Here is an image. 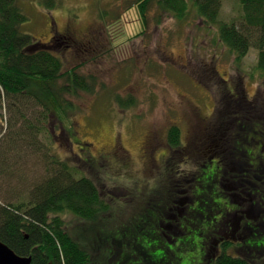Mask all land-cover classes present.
Listing matches in <instances>:
<instances>
[{
    "label": "rangeland",
    "instance_id": "rangeland-1",
    "mask_svg": "<svg viewBox=\"0 0 264 264\" xmlns=\"http://www.w3.org/2000/svg\"><path fill=\"white\" fill-rule=\"evenodd\" d=\"M43 1L19 0L28 18L23 32L58 45L64 71L78 69L92 91L66 95L73 108L67 113L70 121L61 123L50 117L38 133L25 128V123L38 125L36 118L41 109L30 102L25 104L22 109L26 108V119L19 118L14 124L17 115L2 94L0 204L28 201L36 185L55 175L58 166L51 161L61 158L78 168V177L90 178L110 206L104 215L107 226L99 230L97 223L68 218L73 233L94 234L91 243L100 250L96 249L99 264H103L101 259L117 256L122 229L129 231V236L140 231L141 225L151 233L143 235L142 244L161 253L157 246L161 238L150 229V224L153 229L156 224L148 218L160 214L156 205L164 207L177 184L185 193L189 190L188 194L200 188L199 198L217 197V182L209 180L203 188L208 166L212 165L207 157L215 151L219 152L211 157L214 160L240 153L230 147L228 133L222 134L221 129L237 112L249 110L251 104L255 114L251 126L264 127V76L257 70L258 51L251 48L239 61L219 36L221 24L243 26L242 7L237 0H223L218 24L204 22L192 9L187 19L179 20L172 13L160 15L153 8L146 27L139 10L129 8L127 0H55L63 1L56 7ZM59 35L70 36L69 47L59 44ZM231 91L237 93V106L230 98L223 99ZM173 126L180 129L178 147L169 142ZM223 149L229 151L228 157L220 152ZM239 162H235L232 173L239 166L246 169ZM8 165L11 171L7 172ZM184 201L174 216L186 213ZM221 214L211 215L210 221ZM195 218V224H186L190 232L184 229L176 235L185 242L170 252V264H189L198 258L200 249L187 238L193 237L195 230L205 231L203 226L208 220L201 215ZM178 219L170 217L166 230L179 231L171 227ZM235 228L222 227L218 231L229 237L239 232ZM98 232L116 238L103 241L99 235L96 241ZM132 248L122 243V250L128 251L115 264H121L122 258L132 253V263L128 264L142 263L139 252Z\"/></svg>",
    "mask_w": 264,
    "mask_h": 264
},
{
    "label": "trees",
    "instance_id": "trees-1",
    "mask_svg": "<svg viewBox=\"0 0 264 264\" xmlns=\"http://www.w3.org/2000/svg\"><path fill=\"white\" fill-rule=\"evenodd\" d=\"M49 1L55 7L63 4V1L55 0L43 2ZM237 1L243 10V26L238 28L234 24H221L219 36L239 61L251 48H255L258 51L257 70L264 76V0ZM127 2L129 8L136 7L139 10L142 22L147 27L153 8H156L160 15L172 13L179 20L187 19L192 9L204 22L218 24L223 0H127ZM27 20L19 0H0V103L4 94L14 109V115H17L14 124L19 118L26 119L23 112L26 108L22 109L25 104L30 102L35 108H40L41 115L36 118L38 125L30 121L25 123V128L38 133L42 124L50 117L60 120L61 123L70 121V115L67 113L73 108L72 103L65 98L66 95L92 89L87 78L81 75L78 69L64 71L63 60L57 54L58 45L55 46L53 42L44 43L23 32V25ZM64 38L59 35V44L69 47L70 36ZM232 91L230 95L224 94L223 99L225 101L230 98L233 105L237 106L236 101L239 98L237 93L232 94ZM22 99L26 101L22 102ZM252 109L254 108L251 104L249 110L237 112L239 116L236 113L228 126L221 129L222 134L228 133L230 147L233 150H240V153L237 157H235L237 153H234V156L227 160V174L222 181V188L220 187L216 194L217 197L199 198L200 188L192 190L189 194L191 197L186 211L190 214L189 223L195 224L197 221L193 219H196L197 215L208 220L206 227L203 226L205 231L195 230L192 232L193 237L187 238L193 240V246L197 245L200 249L198 258L192 259L189 264H264V127L253 129L251 123L255 114ZM180 135L178 127H171L169 142L172 147L180 145ZM231 138H234L232 143ZM73 142L69 140V143ZM218 152H212L207 157L209 162ZM220 152L228 157L229 151L223 149ZM221 159L222 157H218V160H213L222 162ZM236 161H242L244 163L242 165H246L243 174L231 172ZM51 164L58 166L55 175L36 185L30 192L28 201L0 204V240L19 256L32 257L33 264H99L96 257L98 248L91 243L94 234L91 231L73 233L68 218L81 219L88 224L97 223L99 230L107 226L104 215L110 211V206L90 178L77 176L79 175L77 167L71 166L61 158L52 160ZM239 168L240 166L237 170ZM6 169L8 172L10 165ZM6 169L3 168L2 171ZM208 181L209 179H206L202 183L203 188L207 187ZM240 182L244 185L239 188ZM230 187L235 190H230ZM225 197L228 199L225 200ZM230 207L234 209L233 213L241 210L247 212L243 220L247 230L243 227L239 232L229 234V237L225 236L228 240L225 238V243L219 248L215 245L219 236L212 232L211 227L220 226L221 220L217 218L219 221L215 222L210 221V218L211 215L221 214L224 209ZM151 211L150 209L147 213ZM234 221L228 220L229 227L235 224L239 226ZM186 224L187 221L179 223L183 233L184 229L185 232L186 230L190 232ZM152 227L150 224V229L156 231ZM138 230L128 236L130 232L122 229L121 236L118 237L121 247L117 250V256L109 258V261L106 258L101 259L103 264H110V261H113L111 264H115L121 254L128 251L122 250V243L133 245L132 249L139 252L143 260L139 264H170L172 254L170 252L176 249L160 248L162 252L159 253L155 248L145 247L142 244L143 235L151 233H146L143 225ZM99 235L104 237L103 241H113L116 238L108 233L98 232L95 236L96 241L99 240ZM201 235L202 238H199ZM181 242L185 241L182 239ZM203 249H206V252ZM130 255L133 253L123 257L121 264L132 263L129 262ZM183 262L178 264H184Z\"/></svg>",
    "mask_w": 264,
    "mask_h": 264
},
{
    "label": "flooded vegetation",
    "instance_id": "flooded-vegetation-1",
    "mask_svg": "<svg viewBox=\"0 0 264 264\" xmlns=\"http://www.w3.org/2000/svg\"><path fill=\"white\" fill-rule=\"evenodd\" d=\"M210 163L212 165L208 166L209 173H208L206 179H209L210 183L217 182L218 188H220V187L222 188V181L225 179L224 171H223L224 170V164L221 161L214 162L213 159H211ZM211 170H212V172H210ZM243 185L244 184L242 182H240L239 188L242 187ZM229 189L235 190L234 188H231V187ZM176 192H177V194H176ZM188 192H189V190L186 191V193H185L183 190H181L179 188V186L177 184L176 189L173 191V195L169 199L168 203L165 204L164 207L158 205L157 208L160 211V214L158 212H157V216H152V215L147 214L149 221L156 224L155 235H158L161 238V241L157 246L160 247L161 249L165 248L167 250H174L181 243L182 239H179L177 236L172 237L170 235V233L173 235H177L178 232L181 231V228H180L181 226L179 225L180 221H181V224H182V221L189 222L190 221V214H188V212H186L185 214L177 215L179 217L178 223L176 225L172 224L171 227H175L176 229L178 228V229H180L179 231L166 230L167 228L165 227V224H168V225L171 224V221L169 222L170 217H171V220L173 217L177 218V216L173 215V212L175 210H177L179 207H181V205H179V204H181V200H185L183 203H186V205L183 207V209L185 210L186 208H189L188 203L190 202L191 196L188 194ZM184 195H185V197L183 198L182 196H184ZM232 210H234L232 207L224 209L220 218H218L219 220H221L220 221L221 225L218 227L217 226L211 227V228H213L212 232H214V234H218V236H219V239H217V243H215V245L218 247L223 246L222 244L225 243L226 239L228 240L227 237H224L222 235V233H219V231H218V229L222 228V227L230 228L229 224H228V220H230V221L235 220V222H237L239 224V226H236V224L234 225L237 230H239V229L241 230L243 227H245V229L247 230V227L245 226V224L243 222L244 218H246V216H247L246 215L247 212L245 213L243 210H241L239 212L233 213ZM164 212L166 213L165 215H164ZM218 219H212L211 221L217 222V221H219ZM242 223H243V225H241ZM182 229H184V227H182ZM215 229H217V230H215ZM247 232H245V234Z\"/></svg>",
    "mask_w": 264,
    "mask_h": 264
},
{
    "label": "water",
    "instance_id": "water-1",
    "mask_svg": "<svg viewBox=\"0 0 264 264\" xmlns=\"http://www.w3.org/2000/svg\"><path fill=\"white\" fill-rule=\"evenodd\" d=\"M0 264H33L32 257L19 256L0 240Z\"/></svg>",
    "mask_w": 264,
    "mask_h": 264
},
{
    "label": "bare ground",
    "instance_id": "bare-ground-1",
    "mask_svg": "<svg viewBox=\"0 0 264 264\" xmlns=\"http://www.w3.org/2000/svg\"><path fill=\"white\" fill-rule=\"evenodd\" d=\"M227 160H229V158H225V159H223L222 160V162H223V164H224V176H226V170H227V166H228V164H227ZM239 163H241V164H243L242 163V161H240ZM237 170V169H236ZM245 171V169L243 168H239L238 170H237V172H239V173H242L243 174V172Z\"/></svg>",
    "mask_w": 264,
    "mask_h": 264
}]
</instances>
